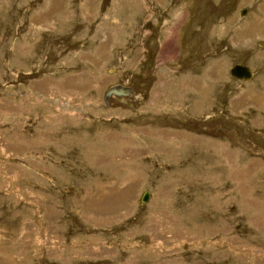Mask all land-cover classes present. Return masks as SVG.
Instances as JSON below:
<instances>
[{"label": "rangeland", "instance_id": "374dc122", "mask_svg": "<svg viewBox=\"0 0 264 264\" xmlns=\"http://www.w3.org/2000/svg\"><path fill=\"white\" fill-rule=\"evenodd\" d=\"M261 43L264 0H0V264H264Z\"/></svg>", "mask_w": 264, "mask_h": 264}, {"label": "water", "instance_id": "95a60500", "mask_svg": "<svg viewBox=\"0 0 264 264\" xmlns=\"http://www.w3.org/2000/svg\"><path fill=\"white\" fill-rule=\"evenodd\" d=\"M246 11V9H243L241 14H244ZM261 45H264V43H261ZM230 74L235 77V78H239L241 80H249L252 78L253 76V71L251 70L250 67L248 66H244V65H240V64H236L234 65L231 69H230ZM131 93V89L130 87H127L123 84H116V85H112L110 86L107 91H106V96H110V95H117V96H128ZM149 198V193L145 192L141 201L143 203H146L148 201Z\"/></svg>", "mask_w": 264, "mask_h": 264}, {"label": "crops", "instance_id": "0c3cea01", "mask_svg": "<svg viewBox=\"0 0 264 264\" xmlns=\"http://www.w3.org/2000/svg\"><path fill=\"white\" fill-rule=\"evenodd\" d=\"M211 90V89H210Z\"/></svg>", "mask_w": 264, "mask_h": 264}]
</instances>
